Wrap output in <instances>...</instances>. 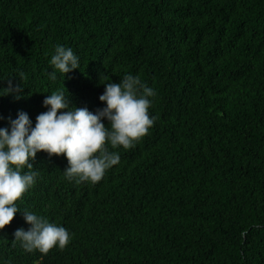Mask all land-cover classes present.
<instances>
[{"label":"trees","instance_id":"trees-1","mask_svg":"<svg viewBox=\"0 0 264 264\" xmlns=\"http://www.w3.org/2000/svg\"><path fill=\"white\" fill-rule=\"evenodd\" d=\"M57 45L80 68L52 82ZM128 74L156 92L149 134L110 149L120 163L97 183L37 153L36 183L0 229V264H264V0H0V89L22 87L0 96V127L21 111L35 126L57 91L95 112L101 75ZM25 210L70 243L25 251Z\"/></svg>","mask_w":264,"mask_h":264},{"label":"clouds","instance_id":"clouds-1","mask_svg":"<svg viewBox=\"0 0 264 264\" xmlns=\"http://www.w3.org/2000/svg\"><path fill=\"white\" fill-rule=\"evenodd\" d=\"M53 70L47 73L52 82L57 72L66 74L80 68V58L71 48L57 45L51 55ZM21 79L23 73L20 74ZM104 92L99 96L102 108L95 112L72 105L70 95L64 91L48 94L43 100L47 110L36 117L35 126L29 115L18 112L17 118L7 119V127H0V229L9 225L14 215L20 212L16 202L32 188L38 173L32 171L37 153L49 157L64 155L68 161L64 175L69 181L100 182L105 173L120 163L116 149H132L155 123L149 109L156 92L142 82L141 78L125 75L119 83L101 75ZM6 96L14 94L20 99L22 87L13 86L8 80L7 88L0 89ZM4 117L0 116V120ZM108 122L105 126L104 121ZM29 171L22 172L23 169ZM24 221L28 230L19 228L14 237L27 252L34 250L48 253L54 247L65 248L71 235L65 227L49 222L43 216L25 210Z\"/></svg>","mask_w":264,"mask_h":264}]
</instances>
